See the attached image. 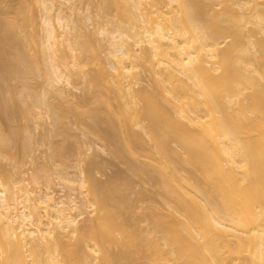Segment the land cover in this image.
<instances>
[{"label": "bare ground", "instance_id": "1", "mask_svg": "<svg viewBox=\"0 0 264 264\" xmlns=\"http://www.w3.org/2000/svg\"><path fill=\"white\" fill-rule=\"evenodd\" d=\"M53 1L37 0L49 76L42 98L31 96L34 106L47 108L51 93L72 103L66 68L88 66L81 75L113 124L112 140L136 158L149 145V219L140 229L134 210L143 207L141 192L88 183L79 164L77 182L67 173L62 180L89 184L80 192L90 198L84 207L71 195L52 198L1 175L0 264H264V0H97L89 7L100 13L88 7L95 16L84 10L81 20L62 16L63 0ZM60 44L70 54L57 55L70 64L58 61L68 66L55 61ZM1 136L4 147L10 137Z\"/></svg>", "mask_w": 264, "mask_h": 264}, {"label": "rangeland", "instance_id": "2", "mask_svg": "<svg viewBox=\"0 0 264 264\" xmlns=\"http://www.w3.org/2000/svg\"><path fill=\"white\" fill-rule=\"evenodd\" d=\"M55 1L57 2L58 0ZM55 1H53V3H56ZM90 1H94L95 3L97 0H63L61 1L63 4L59 7L61 8L60 13L64 17L71 15L73 20H75V15L78 14L79 20H81V14L84 13V16L86 15L85 13L89 7V3H91ZM99 3L100 2H98V4ZM93 5H95V9L93 8ZM56 6L58 5L54 4L52 10L50 11V15L52 17L55 14V9H57ZM96 6L98 5L93 4L92 2V6L89 7L88 10L92 11V13L94 12L95 14L100 11H93L96 10V8L98 10L99 7ZM39 10L40 7L38 6L37 0H0V135H2L1 139L4 138L3 140H8L10 137V141L8 140L7 145L4 144V147H0V176L3 175V181H6V179L9 178L11 179L14 176H18L20 180L24 181L25 185L30 188V190L41 191L44 189L50 193L52 198H58L60 195H71L72 198H75L78 204L83 203V207L85 206L84 202L86 199L90 202V198L87 196L85 198L80 192L82 189L86 191L89 187L88 183L92 180L95 182L97 181V183L99 182L101 185L103 184L102 186H112L117 189L118 187L120 188V186L122 188V186L128 184L131 186L133 191H139L142 193L143 204L138 201L135 202V197L137 198L136 194H129L128 199L133 202L132 204L134 206L139 207V205L142 204L143 207L141 209L136 208L134 213L135 217L141 220L139 228L141 229L142 227L143 229L144 223H147L146 220L149 219V210H146L148 205L146 195L149 196V194H147L149 186L147 184L146 176L150 171V167L147 164L151 159L150 148L148 147L149 145L143 144L140 146V151L137 150L138 152L136 153L137 158L133 156L131 157L128 154V156L123 154L124 151L123 148H121L123 147L122 143H119L118 140L116 141L115 138V141L112 140L114 137V132L112 130L113 124H107L110 120H106V118H108V116L106 117V114L101 115L104 114V112L101 111L104 110L102 109L103 106L100 105L101 103L99 101L100 106L98 104H94L95 100L92 99V97L97 95V93L95 94L93 89L89 88V84H87L88 81L86 79L87 77L85 76L86 74L84 75L85 78L81 75L85 71L83 68H88V66L84 67V64L83 67L82 64L81 66L77 65L76 67L72 65L71 67L70 65L68 66L70 61L68 62L64 60L65 55L60 56H63V58L58 56L63 54L59 52H64L65 50H63L65 46H62L61 44L60 46H58L59 44L57 45V50L59 51H56L57 53L55 58L57 59L55 61L56 63L61 61H58L59 57L68 63L64 62L68 66L67 67L65 65L67 67L66 73L69 75L71 88L64 87L65 90L67 89L68 93L65 90L64 91L68 94V99L71 100V102L73 100V102L70 103L71 105L68 103V105L60 101L59 98L53 96L51 93V95L47 97V108L45 106L41 107L39 110L36 108V105L34 106L35 103L32 101L33 97L31 99V96L38 95V97H40L42 95L41 93L43 89H45L48 85L47 80L49 76L48 74L46 78V70L48 68L43 66L45 65L46 56L45 54L43 55L44 51L40 50L43 34L41 29L42 22H40L41 13ZM88 12L89 11H87V13ZM89 13L87 15H89ZM87 15L85 17H88ZM84 16L82 17V22L80 23L87 26L86 22H83V18H85ZM90 16L93 17L95 15H89V18ZM93 19L94 18H92V20ZM96 23L98 25L102 24L101 22L100 24L99 22ZM68 24L70 25L71 22ZM98 25H96L97 29L95 30L100 28ZM103 26L106 27L105 25ZM108 26L109 25H107V27ZM107 27L103 28L101 25V28L103 29L107 30ZM110 27L112 26H109V28ZM109 28L108 30L112 29ZM95 33L97 34V31ZM70 35L73 36V33L70 32L68 36H65L68 38L71 37L72 39V36ZM104 42H100L101 48H104V52L102 51L100 57L105 56L103 53L106 54ZM41 51L43 52L41 53ZM76 53L77 52H75V54ZM67 54L70 53L68 52ZM43 56H45L44 59ZM75 56L79 59L77 54ZM103 57L102 59H105V57ZM72 58H74V55ZM74 59L71 61H74ZM102 59L101 61H104ZM67 60H69V58ZM78 61L81 60L76 59L73 63L75 64L76 62L79 64ZM101 61L99 63H101ZM104 63L105 62H102L101 64L104 65ZM36 70H38V73ZM81 70L84 71L82 72ZM48 72L49 71L47 70V73ZM80 78L85 79L84 82H82L83 80ZM143 80L144 77L142 81ZM85 81H87V83ZM62 82L64 83V79H62ZM29 92L32 93L29 95ZM91 93H94V95L91 96ZM110 94L109 97H114L112 95L113 93L111 95ZM20 95L21 97H19ZM24 96H26L28 100H26ZM19 98L22 99V102H19L21 101ZM111 98L109 101L111 100L113 105L111 106L115 109L117 108L114 107L115 101L113 102V100L115 98ZM90 99H92L93 102L92 100L90 101ZM91 105L93 106V111L95 110L98 115L96 112L94 113L91 111ZM33 106L37 110H35ZM26 109L28 112H26ZM89 109L91 112H89ZM57 111L59 113H57ZM54 112L58 115H55ZM60 112L62 114H60ZM36 113H39L41 117H39ZM54 117H56V119H60H57L59 123L56 130L50 133L48 132L51 130L49 124L54 122ZM94 127L96 130H93ZM99 130L104 133H100ZM104 135H108V139L105 140L104 138L106 136L104 137ZM108 140H110L113 144H110V141ZM3 143L5 142L3 141ZM117 146L119 147L117 148ZM119 154H121V157ZM121 158H123V160ZM75 164H79V168H82L84 171V176L87 180L86 182H88L84 188L76 183L78 169L74 168ZM135 165L138 169H140L139 172L137 171V174L135 172L136 170L133 171V169L136 168L134 167ZM141 168L144 174L142 173ZM65 173L68 174L70 179L72 178V180H75L76 182L70 184L62 180ZM59 177H61L60 180ZM123 183L124 185H122ZM85 211L84 219L88 217V210L85 209ZM70 213L74 214L75 211H71ZM132 215L130 214L131 218L129 216L128 218L127 215L124 216L126 227L128 228H131L130 225H132ZM84 219L82 218L81 220ZM80 223L82 224V221L79 220V224ZM124 247L128 254H132L134 252L130 238L126 237ZM138 262H140V260H138Z\"/></svg>", "mask_w": 264, "mask_h": 264}]
</instances>
